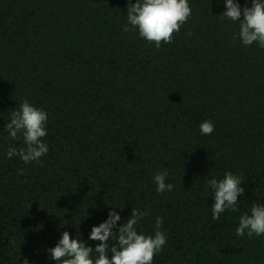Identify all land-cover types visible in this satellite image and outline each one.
Returning a JSON list of instances; mask_svg holds the SVG:
<instances>
[{
	"label": "trees",
	"instance_id": "1",
	"mask_svg": "<svg viewBox=\"0 0 264 264\" xmlns=\"http://www.w3.org/2000/svg\"><path fill=\"white\" fill-rule=\"evenodd\" d=\"M127 3L0 0V264H56L46 249L60 233L78 223L87 239L110 204L123 207L117 226L134 207L149 210L147 232L164 218L153 264H264V235H235L264 202V49L233 42L238 24L218 0H190L191 16L156 48L122 31ZM25 97L49 114L39 164L5 156L21 141L3 126ZM164 168L174 188L157 193ZM225 169L245 177V193L213 220L205 180Z\"/></svg>",
	"mask_w": 264,
	"mask_h": 264
},
{
	"label": "clouds",
	"instance_id": "2",
	"mask_svg": "<svg viewBox=\"0 0 264 264\" xmlns=\"http://www.w3.org/2000/svg\"><path fill=\"white\" fill-rule=\"evenodd\" d=\"M218 2L224 4L222 18L238 24V31L232 36L233 42L239 40L244 46L255 44L264 49V0H250V6L248 0H245L243 7L240 0ZM191 13L190 0H128L122 31H135L140 38L160 48L161 42L172 41L173 33L180 30ZM9 115L10 120L3 126V130L12 141L20 140L21 143L19 146L9 144L6 158L17 156L26 164L42 163L41 158L49 152V145L44 139L48 132V111L25 97L21 99L19 107L12 108ZM214 128L211 119H205L199 124L202 135H210ZM23 171V168L18 169V174ZM169 176L167 168L158 170L152 176L157 193L173 190L174 185L169 181ZM244 179L241 174L228 169H225L222 177L211 175L206 178V188L213 199L210 206L213 220H219L226 210H237L238 196L245 193L242 183ZM110 205L114 207L108 209L105 219L91 226L87 239L81 238L78 223L74 224L77 226L75 235L67 229L63 230L55 245L46 249L51 260L56 264H153L154 256L167 243V232L163 229L164 218L156 215L154 230L147 232L139 225L149 210L134 207L131 215L117 226L121 220L117 208L122 210L123 207ZM235 235H264V202L253 201L249 210L238 217ZM113 239L115 243L110 244L109 241ZM89 241L99 243L93 246ZM25 264H28L27 260Z\"/></svg>",
	"mask_w": 264,
	"mask_h": 264
}]
</instances>
